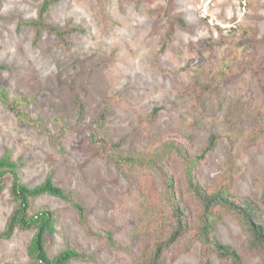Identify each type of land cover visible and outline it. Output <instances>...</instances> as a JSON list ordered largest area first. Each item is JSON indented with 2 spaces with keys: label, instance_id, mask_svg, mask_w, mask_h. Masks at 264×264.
Wrapping results in <instances>:
<instances>
[{
  "label": "rangeland",
  "instance_id": "374dc122",
  "mask_svg": "<svg viewBox=\"0 0 264 264\" xmlns=\"http://www.w3.org/2000/svg\"><path fill=\"white\" fill-rule=\"evenodd\" d=\"M43 2L0 0V90L11 102L27 99L21 110L30 119L21 121L0 100V157L10 152L24 164L29 188L52 175L87 208L88 228L68 203L47 195L32 201L31 214H55L51 258L75 246L97 262L72 264H147L155 243L174 226L166 161L186 192L178 153L168 156L165 144L148 153L165 137L190 138L176 146L196 156L216 136L215 151L198 167L201 186L232 179L234 193L258 202L264 213V136L250 140L264 121V0H59L45 22L78 30L67 36V47L46 28L36 41ZM103 137L117 148L99 144ZM121 157L138 160L141 170L125 173L130 180L117 170ZM184 203L195 210L188 196ZM15 208L8 177L0 195V264L30 261L34 230L3 237ZM216 228L242 264H263L234 215H223ZM107 231L116 247L103 238ZM165 259L203 264L201 245L182 240ZM211 261L232 264L215 254Z\"/></svg>",
  "mask_w": 264,
  "mask_h": 264
},
{
  "label": "trees",
  "instance_id": "16d2710c",
  "mask_svg": "<svg viewBox=\"0 0 264 264\" xmlns=\"http://www.w3.org/2000/svg\"><path fill=\"white\" fill-rule=\"evenodd\" d=\"M58 1L44 0L40 7L38 21L34 24L36 41L40 37L41 29L46 28L49 33L56 35L61 46L67 47V36L78 30L60 31L57 28L49 27L45 22L46 14L49 12L51 6ZM0 100L18 119L30 122V119L21 110L24 104L28 102L27 99L21 98L19 102H11L6 92L0 90ZM79 108L80 110L82 109L80 103ZM156 115L157 111H154L148 118L147 125L153 124ZM103 119L101 117V119L96 120V123H102ZM261 136H264V121L258 124L250 136V140L256 142ZM217 140L216 136L211 137L206 148L196 156L191 155L188 151L182 152L176 146L177 144L185 146L187 142L191 141L190 138L184 136H178L173 142L170 137L162 138L161 142H152L151 147L148 149V153L155 154L165 144L168 145L166 150L168 156L172 155V151L178 153L185 165L186 192L183 195L179 174L166 161L163 167V172L167 177L165 198L171 211L170 215L174 221V226L166 239H159L155 243L147 258V264H166V254L173 250L180 241L188 238L191 244L195 242L200 243L201 261L203 264H213L211 261L213 254L224 263L242 264V258L239 253L233 247L224 244L218 237L216 224L225 214L234 215L238 219L249 237L248 247L260 252L264 256V213L262 205L252 199L237 196L234 193L232 179L223 180L210 189L202 187L198 180V167L202 163H206L208 158L213 154ZM97 142L106 148H117L106 137ZM145 161L149 162L150 159H146ZM116 163L118 172L122 176H126L128 180L131 179V176H127L125 174L126 171L141 170L138 167V160L121 157L118 158ZM23 165L22 162H15L10 152H6L0 157V195L5 189V180L9 177L11 179V194L16 202V208L8 219L3 237L11 239L16 231H35L28 248L29 264L96 263L97 258L94 254L89 255L75 246H69L55 258L49 256L47 242L57 233L55 214L47 209H42L35 214H31L32 201L47 195L68 203L77 212L80 223L87 228L88 210L78 201L73 192L58 187L52 175H49L40 186L29 188L22 181L21 168ZM135 182L137 183L136 180ZM140 185L149 187L144 183ZM140 190L142 191L141 188ZM186 196L192 202V207L195 210H192L189 208L190 205L187 206L184 203ZM103 238L110 246H117L111 231L105 232Z\"/></svg>",
  "mask_w": 264,
  "mask_h": 264
}]
</instances>
